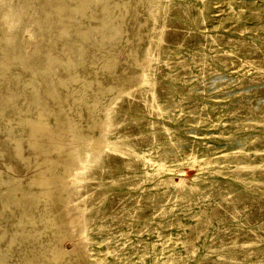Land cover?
Returning <instances> with one entry per match:
<instances>
[{"label":"rangeland","instance_id":"1","mask_svg":"<svg viewBox=\"0 0 264 264\" xmlns=\"http://www.w3.org/2000/svg\"><path fill=\"white\" fill-rule=\"evenodd\" d=\"M84 1L65 0L59 13L58 0H0V178L26 183L47 168L20 126L42 113L50 134L34 137L57 146L48 156L62 161L72 188L61 192L79 219L58 234L40 210L52 201L49 214H63L62 199L42 198L33 222L0 198V264H55L62 246L66 264H264V0H109L103 25L102 4ZM11 4L16 17L5 14ZM110 53L120 59L113 70L103 64ZM83 83L89 102L74 96ZM98 84L113 89L94 106ZM93 115L103 124L91 125ZM101 132L106 143L75 174L84 165L73 148ZM74 243L90 254L76 259Z\"/></svg>","mask_w":264,"mask_h":264},{"label":"bare ground","instance_id":"2","mask_svg":"<svg viewBox=\"0 0 264 264\" xmlns=\"http://www.w3.org/2000/svg\"><path fill=\"white\" fill-rule=\"evenodd\" d=\"M59 2L57 3V7H55V5H54V8H56L57 9V11L59 12V13H62V11L66 8V2H65V0H58ZM84 1V0H83ZM88 2H89V0H87ZM87 1H84L83 3H85V2H87ZM94 1H96V3H100V4H102V7H103V20L101 21V22H103V23H100L101 25H103V24H105V23H107L106 21H107V17H110V16H112L113 14H112V3H110L109 2V0H94ZM46 2V1H45ZM47 3H49V2H47ZM47 3H45V4H47ZM79 3H80V1H79ZM81 3H82V1H81ZM81 3H80V6H81ZM90 3V2H89ZM54 4V3H53ZM86 4H88V3H86ZM48 5V4H47ZM79 5V4H78ZM78 5H76V6H78ZM83 5V4H82ZM85 5V4H84ZM17 7H18V5H16ZM46 6V5H45ZM50 6V5H49ZM51 7H52V2H51ZM19 8V7H18ZM18 8H16L15 6H12V4H11V6H10V8H9V10L7 11L6 10V12H5V14L8 12V13H10V14H12V17H13V15L16 17L17 15H18V11L20 12V9L18 10ZM71 8V7H70ZM73 8H75V6L73 7ZM73 8H71V9H73ZM77 8V7H76ZM82 8H85V6H83ZM45 9V8H44ZM48 9V8H47ZM79 9H81V7L80 8H78L77 10L79 11ZM46 10V9H45ZM75 10V9H74ZM85 10V9H84ZM46 11H49L50 12V10L48 9V10H46ZM73 11V10H72ZM83 11V10H82ZM81 11V12H82ZM57 12V13H58ZM85 12V11H84ZM7 13V14H8ZM58 13V14H59ZM83 13V12H82ZM46 14H48V13H46ZM49 15V14H48ZM61 15V14H60ZM8 16V15H7ZM7 16H6V19H7ZM62 16V15H61ZM14 17V18H15ZM102 17V16H101ZM9 18H10V15H9ZM8 18V19H9ZM111 19V18H110ZM109 19V20H110ZM106 20V21H105ZM111 21V20H110ZM8 22H9V20H8ZM109 22V21H108ZM112 22V21H111ZM117 22V21H116ZM7 23V22H6ZM115 23V22H114ZM119 23V22H118ZM99 24V25H100ZM108 24V23H107ZM110 24V23H109ZM112 24V23H111ZM111 24L108 26V27H110L111 26ZM11 25V24H10ZM10 25H8V27H13V26H10ZM99 25H97L96 27H98ZM116 25V27L118 26L117 25V23L115 24ZM119 25H120V23H119ZM105 26V25H104ZM103 26V27H104ZM112 26H114V24L112 25ZM66 27V26H65ZM102 27V28H103ZM107 27V26H106ZM106 27H105V29H106ZM115 27V28H116ZM119 27V26H118ZM69 28V27H68ZM114 28V27H113ZM113 28H111L112 30H113ZM12 29V28H11ZM63 29V28H62ZM65 29V28H64ZM64 29H63V31H64ZM109 29V28H108ZM111 29H110V31H111ZM117 29V28H116ZM10 30V29H9ZM62 31V32H63ZM107 31V30H106ZM114 31V30H113ZM65 33H66V31H64ZM68 32V31H67ZM84 31H82V33H83ZM105 32V31H104ZM79 33H81V32H79ZM107 34V33H106ZM105 34V35H106ZM108 34H109V32H108ZM108 34H107V36H108ZM118 35L117 33H116V31L114 32V33H110V35L112 36V35ZM88 35V34H87ZM102 35H104L103 34V32H102ZM11 36H13L12 34H11ZM10 36V37H11ZM82 36H84L83 34H82ZM9 36L7 37V36H5L4 38L5 39H7L8 40V38L9 39H11ZM13 39V38H12ZM104 39L106 40L105 42H107V37H104ZM112 39V38H111ZM109 40V39H108ZM68 41V40H67ZM9 42L11 43V41L9 40ZM14 42V41H13ZM69 42V41H68ZM71 42V41H70ZM69 42V43H70ZM10 43H8V44H10ZM75 43V42H74ZM71 44H72V42H71ZM68 46H69V44H68ZM70 46H72V45H70ZM75 47H76V45H75ZM80 47V46H79ZM77 48V47H76ZM79 49V48H78ZM80 49H82V48H80ZM22 51V50H21ZM31 51H33L32 49H31ZM82 51V50H81ZM25 52V51H24ZM50 52V51H49ZM48 52V53H49ZM85 52V51H84ZM133 52H131V54H132ZM16 54H18V53H16ZM21 54V53H20ZM28 54V56H29V53H27ZM30 54H31V52H30ZM80 54V53H79ZM79 54H77V55H79ZM19 55V54H18ZM18 55H16L15 57H17ZM50 55V54H49ZM76 55V56H77ZM81 55V57L83 56L82 54H80ZM79 55V56H80ZM31 56V55H30ZM46 56V55H45ZM48 56V55H47ZM52 56H54L53 55V53H52ZM51 56V57H52ZM78 56V57H79ZM23 57H24V54H23ZM22 56L21 57H19L18 58V60L20 59V58H23ZM56 57V56H55ZM80 57V58H81ZM84 57V59H85V56H83ZM25 58V57H24ZM47 58V57H46ZM6 59V58H5ZM5 59H3V60H5ZM48 59H50V57H48ZM47 59V61L50 63V60L51 61H53L52 59H50V60H48ZM71 59H72V57H71ZM76 59H77V61H76ZM83 59V58H82ZM82 59H79V60H82ZM25 60V59H24ZM28 60V59H27ZM86 60V59H85ZM84 60V61H85ZM1 61H2V59H1ZM71 61V60H70ZM73 61V64H74V62L75 63H77L78 62V58H75V61L74 60H72ZM19 62H21V61H19ZM25 62V61H24ZM24 62H22V64L24 65L25 63ZM29 62V61H28ZM31 62V61H30ZM120 62V59H119V57L116 55V54H114V53H110V54H108V55H106V57H105V59H104V61H103V64H104V66L108 69V70H113V69H115V67L118 65V63ZM69 63V62H68ZM81 63V62H80ZM78 64V63H77ZM3 65V64H2ZM26 65V64H25ZM27 66V65H26ZM74 77V76H73ZM73 79V78H72ZM75 79H76V77H75ZM86 82H87V80H86ZM39 83V82H38ZM38 83H32V84H38ZM45 83H49V82H45ZM88 83H91V81L90 80H88ZM99 83V82H98ZM87 83H83L80 87H78L77 89H75L74 90V96H78L79 98H82V99H84L86 102L88 101L87 100V98H86V96L88 95L87 93H88V85H86ZM46 86H47V84H45ZM49 85V84H48ZM90 85V84H89ZM99 85V87L97 88V89H95L94 91V94L96 95H93V96H95L94 97V106H97L98 105V103L101 101V93H103V92H106V91H109V90H112L113 89V84H108V85H103V84H98ZM34 86V85H33ZM36 87V86H35ZM37 89L39 88L40 89V87H36ZM36 88H35V91L37 92V90H36ZM48 90H50V91H53L54 90V88L53 87H51V86H49L48 87ZM47 90V91H48ZM35 91H33L35 94H36V92ZM55 91V90H54ZM121 91H122V89H121ZM69 92V91H68ZM72 93H73V91H72ZM71 93V94H72ZM35 94H33V95H35ZM38 94H40V92L38 93ZM15 95V94H14ZM14 95H12V97L14 96ZM41 95V94H40ZM8 96H10V95H8ZM7 96V97H8ZM36 96H37V94L34 96L35 98H36ZM39 96V95H38ZM117 96L118 95H115V96H113L112 98H111V101L109 102V103H112L113 101H115V99L117 98ZM12 97H10V98H12ZM10 98H8V99H10ZM41 98V97H40ZM39 98V99H40ZM35 100H38V99H35ZM59 100V99H58ZM39 102L41 101V100H38ZM43 101V100H42ZM37 102V101H36ZM39 102H37V103H39ZM89 102V101H88ZM44 103V102H43ZM42 103V104H43ZM108 103V104H109ZM23 106V105H22ZM63 106V105H62ZM20 107V106H19ZM21 109L23 108V107H20ZM60 108H62V107H60ZM65 107H63V109H64ZM62 109V110H63ZM103 109H104V111H105V113H107L108 111H107V109H108V106L106 105V106H104L103 107ZM23 110V109H22ZM61 110V109H60ZM19 112V111H18ZM93 112V111H92ZM22 113V112H21ZM66 113V112H65ZM39 114V113H38ZM67 115V114H66ZM22 116V115H21ZM38 117H37V119H35V120H32L31 118V120H29L28 118H27V120H26V118L23 120V119H19V120H23L22 121V123H20L21 125L20 126H22L23 128H25L26 129V131L28 132L27 134V137L28 136H30V138L29 139H27V140H29V146H31L32 148H34V149H37V148H39L40 150H42V152H44V153H47L46 155L47 156H45L44 157V162H46L48 165H46L47 166V168L45 169V170H43L41 173H39L38 172V170H37V173H35V174H30L31 175V177H30V179H29V181L28 182H26V183H23V182H21V180L19 179V178H17V177H14L13 176V174H12V176H10V177H8V175H6L8 178H0L1 180V182L0 183H5V185L7 184L8 185V187H7V189H5V190H0V198L2 199V202H3V205H4V207H7L8 205H10L11 203H13V202H15V203H18L19 205L21 204V205H23V206H21V208L23 207V209H22V211H23V217H28L29 219H34L35 220V218H34V216H35V208H38V205H39V203H40V201H41V199L42 198H47V199H50V197H51V199L52 198H55V199H62L63 200V202H64V204H65V207H64V211H63V214L61 215L58 211H55V213L53 214H49L50 212H48L47 210H49L50 211V209H49V207H51L52 208V201H50V203L47 205L46 203V201H48L47 199H46V201H45V199H44V201L46 202V203H44V204H46L47 206H45L46 208L44 209V207L42 208L43 210H40V211H42V217H43V220L46 222V225H50V226H53L54 228H55V230L57 231V233L58 234H62V233H64V231H66V230H69V228H71L72 227V225H73V223H75L76 221H79V219H74L73 217H70L69 216V213H71V211H72V209H73V207H74V205L72 206V204H71V201L73 200L72 199V195L70 196V193H68V194H63L62 192H61V189H65L66 187L67 188H72L71 186H72V182L71 181H67L66 179H65V176H64V174H61V172H63V171H61L60 169V171L57 169L58 168V166H59V164L62 162L61 161V159L59 158V156H48V153H51L50 151H53L54 149V147L56 146H54L53 145V142L50 140V141H46V142H43V141H41L40 142V140H42V139H40V138H38V139H40L39 141H38V139L36 140V134L39 132V131H44V132H41L42 134H44V136H46L47 135V133H49V130H47L45 127H43V125L45 126V124L43 123V117L44 116H42V113L41 114H39V115H37ZM20 117V116H19ZM64 117V116H63ZM67 117V116H66ZM93 117H94V119H93V123L91 124V125H102L103 123H102V121H103V117L104 116H97V115H93ZM45 119V118H44ZM65 119H63V121H64ZM69 120V119H68ZM20 121V122H21ZM69 121H71V120H69ZM68 121V122H69ZM70 123V122H69ZM71 126H72V129H73V131L75 132V134L77 135V137L78 136H82V137H85L86 135H87V133H85V134H83V132L78 128V126L77 125H79V124H77V121H71ZM70 125V124H69ZM42 127V128H41ZM47 127V126H46ZM48 128V127H47ZM10 129V128H9ZM12 129V128H11ZM49 129V128H48ZM11 132V131H10ZM13 132V131H12ZM20 132V131H19ZM23 132V131H22ZM73 132V133H74ZM85 132V131H84ZM89 133V132H88ZM12 134H16L15 132L14 133H12ZM21 134V133H20ZM26 134V133H25ZM46 134V135H45ZM50 134V133H49ZM22 135V134H21ZM91 135V134H90ZM11 136V135H10ZM18 136V135H17ZM20 136V135H19ZM36 138H35V137ZM50 136V135H49ZM31 137L33 138L32 140H31ZM43 137V136H42ZM51 137V136H50ZM73 137H74V134H73ZM16 138H18L19 140H23V139H21L22 137H16ZM24 138V137H23ZM44 138V137H43ZM12 139V138H11ZM45 139V138H44ZM47 140H49V138H46ZM14 142H16L17 143V139H16V141H15V137H14ZM56 140V139H55ZM73 140V139H72ZM77 140L79 141V139L77 138ZM85 140V139H84ZM71 141V140H70ZM70 141L68 140L67 142H69L70 143ZM77 141V142H78ZM22 142V141H21ZM80 142V141H79ZM78 142V143H79ZM82 142H84L83 140H82ZM15 143V144H16ZM52 143V144H51ZM56 143H59L58 142V140L56 141ZM64 143V142H63ZM68 143V144H69ZM81 143V142H80ZM106 143V138L104 137V135H103V132H101L100 134H95V135H93L92 136V138L90 139V140H87V142H85V143H81V144H79L78 146H76L75 145V147L73 148L74 149V156H75V159H76V161L77 162H80L79 164H83L84 165V167L82 168V169H78V171L75 173V174H79L80 172H81V170H83L86 166H87V164H89L90 163V160H88L89 159V154H90V150L91 149H95V148H99V147H101L102 145H104ZM67 144V146H70V145H68ZM70 144H73V143H70ZM74 144H76V143H74ZM17 146H16V149H14V151H16V153L18 154L17 156H19L20 157V155L23 157V158H25V159H27L28 157H26L27 155H23L22 154V149H21V146H20V142H18L17 144H16ZM58 145V144H57ZM60 145V144H59ZM63 145V144H62ZM64 145H66V143L64 144ZM63 145V146H64ZM54 146V147H53ZM61 146V145H60ZM66 146V147H67ZM57 147V146H56ZM59 147V146H58ZM14 148H15V146H14ZM60 149H63V152H62V154L64 153V154H66L65 153V151L67 152V154L66 155H69L68 153V151L69 150H64V148L61 146V147H59ZM71 148H72V146H71ZM73 149L70 151V154H71V152L73 151ZM23 150H24V148H23ZM59 150V149H58ZM57 150V151H58ZM56 151V152H57ZM62 151V150H61ZM58 152H60V150L58 151ZM45 155V154H44ZM70 156V155H69ZM63 157V156H62ZM70 157H73L72 155L70 156ZM22 158V159H23ZM30 158V157H29ZM30 160V159H29ZM65 160H71V158H69V159H65ZM72 160H73V158H72ZM67 162V161H66ZM65 162V164H67ZM73 162H74V160H73ZM70 163H71V161H70ZM26 164H28V163H26ZM64 164V163H63ZM74 164V163H73ZM73 164L71 165V167H72V169H73V167H75V166H73ZM77 164V163H76ZM76 165V167L77 166H80V165ZM28 165H30V163L28 164ZM27 165V166H28ZM61 165H62V163H61ZM68 165V164H67ZM66 165V166H67ZM70 165V164H69ZM68 165V166H69ZM75 165V164H74ZM9 166V165H8ZM63 167H65L64 165H63ZM76 167L74 168L75 170H76ZM40 168H42V167H40ZM69 168H70V166H69ZM43 169V168H42ZM71 169V168H70ZM71 169V170H72ZM68 170V169H67ZM66 170V171H67ZM71 170H69L70 172H72ZM75 170H74V172H75ZM36 171V170H35ZM66 171L64 170V173H66ZM2 172V171H1ZM6 172V171H5ZM7 173V172H6ZM49 173V174H48ZM2 174V173H1ZM5 174V173H4ZM7 174H9V173H7ZM11 175V174H10ZM66 175V174H65ZM1 176V175H0ZM64 176V177H63ZM182 182H178V184H181ZM6 185V186H7ZM35 185H38V187L40 186V188H38V189H35ZM0 186H1V184H0ZM4 186V185H3ZM40 189V190H39ZM18 190H20V191H22V193H20V194H18L17 192H18ZM53 200V199H52ZM54 201V200H53ZM40 206V205H39ZM42 206H44V205H42ZM61 209V211H62V208H60ZM39 210V209H38ZM45 210V211H44ZM52 210V209H51ZM58 210V209H57ZM22 211H21V213H22ZM54 211V210H53ZM52 211V212H53ZM20 213V214H21ZM40 215H41V213H40ZM39 215V216H40ZM53 215V216H52ZM61 215V216H60ZM66 215V217H65V220H64V216ZM19 217H20V215H19ZM23 217H21V218H23ZM41 217V218H42ZM63 218V220H62V218ZM58 218H61V219H58ZM19 220H20V218H19ZM23 220V219H22ZM22 220L21 221H18L19 223L20 222H22ZM25 221L26 220H28V219H24ZM23 220V221H24ZM34 220H32L33 222H34ZM30 222V221H29ZM18 223V224H19ZM23 223V222H22ZM22 223H20V224H22ZM26 223V222H25ZM78 223H80V222H78ZM22 225H24V224H22ZM80 225H81V228H82V226H83V223L81 222L80 223ZM78 226V225H77ZM77 226H75V227H77ZM73 228V227H72ZM71 228V229H72ZM77 229V228H76ZM79 230H80V227H79ZM5 231V230H4ZM74 231V230H73ZM79 232V231H78ZM77 232V233H78ZM80 234V233H79ZM5 235V234H4ZM3 235V236H4ZM66 235V234H65ZM13 237H11V238H13V240L15 239V236L14 235H12ZM79 236V235H78ZM0 237H1V234H0ZM80 237H78V239H79ZM81 238H83V237H81ZM2 239V238H1ZM76 239H77V237H76ZM75 239V240H76ZM77 239V240H78ZM76 240V241H77ZM81 240V239H80ZM12 241V240H11ZM13 242V241H12ZM76 243V242H75ZM75 243H74V248L76 247L75 246ZM9 244V243H8ZM11 244V243H10ZM77 244H79V242L77 243ZM68 247V246H67ZM79 247V248H78ZM78 247H76V249H75V252H74V254H75V258L76 259H79V257L80 256H82V255H80V253H83V252H86V253H83V255L84 254H86L85 256H88L89 254H90V251H89V249L86 247V245L85 244H81L80 246H78ZM0 248H2V247H0ZM62 248H63V246H62ZM62 248H59V247H56V248H54L53 249V254H52V256H54L55 257V264H66L65 263V259H66V253H67V249H66V251L64 250V248L62 249ZM66 248V247H65ZM71 248V246L69 247V249ZM3 249V248H2ZM5 250H7V249H5ZM71 250H72V248H71ZM74 250V249H73ZM3 251V250H2ZM71 252V251H70ZM1 253V252H0ZM3 253V252H2ZM71 253H73V252H71ZM6 254V253H5ZM8 254V253H7ZM6 254V255H7ZM69 254V253H68ZM2 257V259H6L5 257L6 256H4V254L3 255H1ZM72 256V255H71ZM83 258V257H82ZM64 259V260H63ZM3 260V261H4ZM53 260V261H54ZM0 262H2V261H0ZM5 262V261H4ZM3 262V263H4ZM7 262V261H6ZM5 262V263H6ZM8 264V263H7Z\"/></svg>","mask_w":264,"mask_h":264}]
</instances>
